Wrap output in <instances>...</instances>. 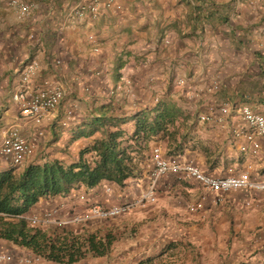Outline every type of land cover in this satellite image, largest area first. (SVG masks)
<instances>
[{
	"label": "crops",
	"instance_id": "1",
	"mask_svg": "<svg viewBox=\"0 0 264 264\" xmlns=\"http://www.w3.org/2000/svg\"><path fill=\"white\" fill-rule=\"evenodd\" d=\"M34 1L35 9L19 19L8 0H0V139L15 126L34 143L14 169L0 158V172L80 157L94 165L90 148L100 129H115L110 121L125 119L120 139H127L142 111L157 102L176 109H166L171 117L158 134L123 142L129 155L123 180L78 184L67 194L40 198L25 216L53 211L48 226L87 239L85 256L69 264H260L262 190L214 192L168 172L156 181L154 202L103 219L87 211L95 203L137 199L150 183L155 147L213 176L264 177V135L254 149L241 115L219 110L225 103L249 104L264 114V0H114L110 7L99 0L96 17L73 13L79 0ZM32 59L39 64L33 83L58 81L65 89L54 114L40 124L24 117L13 99ZM99 114L102 126L88 134ZM75 215L83 219L71 220ZM0 251L12 254L9 264L32 253L2 238ZM32 264L65 263L39 258Z\"/></svg>",
	"mask_w": 264,
	"mask_h": 264
},
{
	"label": "trees",
	"instance_id": "2",
	"mask_svg": "<svg viewBox=\"0 0 264 264\" xmlns=\"http://www.w3.org/2000/svg\"><path fill=\"white\" fill-rule=\"evenodd\" d=\"M166 109L176 108L166 102H157L139 113L136 128L127 139H120V125L125 119L110 121L109 126L115 129H100L102 137L90 148L97 156L94 165L80 157L67 165L52 160L28 163L18 173L12 170L0 172V238L26 247L40 258L58 263L69 264L83 258L87 246L85 237H79L71 228L60 230L47 224L31 225L21 216L40 198L67 194L78 184L91 187L100 180H123L126 161L129 160L123 142L158 134L163 123L171 117L170 110ZM102 118L104 116L99 114L89 121L88 134L102 126ZM92 248H95L93 244Z\"/></svg>",
	"mask_w": 264,
	"mask_h": 264
},
{
	"label": "built area",
	"instance_id": "3",
	"mask_svg": "<svg viewBox=\"0 0 264 264\" xmlns=\"http://www.w3.org/2000/svg\"><path fill=\"white\" fill-rule=\"evenodd\" d=\"M114 0H105V6L110 7ZM122 1V0H119ZM9 6L13 7L19 18H26L32 11V4L24 0H8ZM78 17L89 14L96 17L100 14L99 0H79L71 10ZM164 43H169L168 36L164 37ZM39 64L36 59L29 61L21 72L18 84L13 93V99L18 105L19 112L29 118L35 124H40L44 119H49L60 104L64 94V86L58 82L43 81L33 83L37 74ZM214 87H217L214 86ZM221 113H231L233 111L241 115L242 120L250 127L245 137L251 141L254 149H259L260 142L256 137L264 135V114L255 110L249 104L232 105L225 103L219 106ZM70 112L67 113L69 116ZM67 119V117H65ZM200 119L209 120L208 114H201ZM41 135L42 131H38ZM34 148L33 141L26 140L18 131L17 127H8L5 134L0 139V158L5 160L9 169L20 166L25 159L32 153ZM153 166L150 170V183L148 187L139 195L137 199L129 202L102 205L95 203L87 211V217L109 218L128 213L137 205L156 200L155 184L158 178L168 172L183 173L188 177L198 181L203 187L214 191H228L237 188H249L264 191V177H251L247 172L229 174L226 176H213L202 171L191 161H179L173 157H165L158 147L152 152ZM193 209V207H192ZM31 225L49 224L54 221L53 211L43 213L41 216L27 217L22 215ZM82 215H75L71 220L80 221ZM39 256L33 253L20 256V264H32L39 260ZM14 260L11 253L0 251V264H9ZM260 264H264V252L260 257Z\"/></svg>",
	"mask_w": 264,
	"mask_h": 264
},
{
	"label": "rangeland",
	"instance_id": "4",
	"mask_svg": "<svg viewBox=\"0 0 264 264\" xmlns=\"http://www.w3.org/2000/svg\"><path fill=\"white\" fill-rule=\"evenodd\" d=\"M24 1H26V2H28V3H31L32 4V11L35 9V6H36V1H34V0H24ZM15 10V9H14ZM31 11V12H32ZM16 12V11H15ZM16 15H17V13H16ZM17 17H18V15H17ZM19 19H21V18H19Z\"/></svg>",
	"mask_w": 264,
	"mask_h": 264
}]
</instances>
